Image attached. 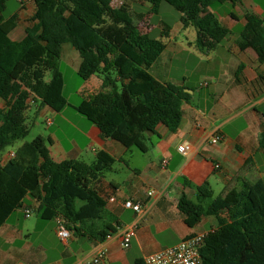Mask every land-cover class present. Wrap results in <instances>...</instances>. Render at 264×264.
I'll return each instance as SVG.
<instances>
[{"label":"trees","instance_id":"trees-1","mask_svg":"<svg viewBox=\"0 0 264 264\" xmlns=\"http://www.w3.org/2000/svg\"><path fill=\"white\" fill-rule=\"evenodd\" d=\"M8 0H0V151L25 139L29 133L27 111L38 102L60 112L69 105L63 94L64 78L59 62L64 44L78 51V75L85 80L102 75V90L73 106L97 126L103 139L126 148L147 151L146 135L163 124L176 132L183 119L182 105L189 102L185 87L163 83L150 72L166 49L161 39L141 31L131 8L114 0H31L32 24L21 39L12 38L18 14L4 18ZM157 13L162 2L181 14V23L196 29V45L205 52L216 48L230 34L210 8L238 0H138ZM239 37L241 50L253 49L264 63V23L246 15ZM163 32V36L170 31ZM50 75V79H46ZM31 100L32 103H29ZM33 104V105H32ZM32 105V106H31ZM48 142L52 140L49 138ZM264 148V131L260 136ZM15 156L0 163V226L26 198L39 203L44 219L62 217L74 237L104 242L118 231L109 220L106 201L93 183L112 168L115 158L99 150L93 162L78 159L55 161L42 136L24 141ZM201 197L212 196L207 184L198 186ZM77 201L82 202L76 207ZM228 221L207 234L200 249L201 264H264V190L247 186L225 193ZM187 216L199 220L207 214L185 195L178 203ZM134 264H145L137 259Z\"/></svg>","mask_w":264,"mask_h":264},{"label":"crops","instance_id":"crops-1","mask_svg":"<svg viewBox=\"0 0 264 264\" xmlns=\"http://www.w3.org/2000/svg\"><path fill=\"white\" fill-rule=\"evenodd\" d=\"M144 6L150 10L149 3L144 2ZM210 10L230 34L210 52L197 47L196 37L189 42L204 64L198 75L199 89L195 83L170 77V53L175 49L188 51L182 44L171 48V31L166 33L169 41L165 42V51L150 68L159 81L181 85L190 94L189 102L182 105L183 119L176 132L158 125L155 133L146 135V152L103 139L94 124H87L86 130H82L84 142H59L53 137L51 143L47 142L50 155L57 162H93L99 150L115 158L112 168L93 186L106 201L109 220L118 221V231L101 243L73 235L68 242H62L56 232V219L29 222L23 208L22 221H11L10 215L0 226V264H93L102 250H106V256L99 264H134L137 259L177 245L190 235L210 233L226 223L228 190L241 191L247 186L264 190V148L260 146L264 131V63L258 61L253 49L241 50L238 46L247 14L256 15L264 23V0L216 3ZM34 12L32 2L21 4L16 12L19 22L13 39L23 37ZM66 45L61 58L66 51L78 72L80 55L70 44L71 48L65 50ZM3 105L0 101V108ZM35 106L36 113L54 117L65 109L56 112L47 106L40 107L39 102ZM50 119L52 127L53 117ZM216 135L222 136V140L212 144ZM182 144L191 148L186 155L178 151ZM8 154L0 155L1 164L9 160ZM163 160L167 161L166 166L162 165ZM215 164L220 167L215 168ZM205 184L212 191L211 197L198 193L197 187ZM150 191L154 194L149 195ZM184 195L200 204L207 214L199 220L185 215L178 207ZM126 200L140 202L142 212L125 208ZM26 201L24 206L31 210L39 205L29 197ZM128 228L135 230V236L129 247L123 248L121 235Z\"/></svg>","mask_w":264,"mask_h":264},{"label":"rangeland","instance_id":"rangeland-1","mask_svg":"<svg viewBox=\"0 0 264 264\" xmlns=\"http://www.w3.org/2000/svg\"><path fill=\"white\" fill-rule=\"evenodd\" d=\"M122 2V0H116L113 5L119 7L123 3L128 4L131 8L135 23L141 31H148L150 37L161 39L163 42L168 43L169 38L163 36V32L167 31L166 27L170 28L172 38V44H170L171 48L175 47L174 44H182V46L189 51L175 49L174 52L170 53V77L181 82L187 81L189 83H195V87L198 88V75L203 71L204 64L201 63L197 57L198 51L189 46V42L193 41L196 37L195 28L193 26L185 28L180 20L181 14L166 2L161 3L157 13H150L149 8L144 6V2L138 0ZM20 6L21 3L18 0H8L7 8L3 13L4 18H8L16 13L20 9ZM69 48H71V46L68 44L65 50ZM59 70L64 78L63 94L69 105L55 117L51 114L49 116L38 114L36 113V106H32L27 111V124L29 126L28 135L25 139L17 141L12 146H8L0 151V155L14 152L24 141H32L38 136H42L46 142H48V139H51V137H53L54 140L57 139L59 142H71V140L77 142L85 141L82 130H86V125L92 123L73 106L78 105L89 95L102 90L101 84L103 76L95 75L88 80L82 79L75 70V67L69 62L66 51H64V56H62L59 62ZM46 79H50V75H47ZM49 117H53L54 125L52 127L48 126L46 123ZM136 150L138 151V149ZM87 163L91 162L87 160ZM107 171L109 170L105 172ZM26 202L28 203V201ZM80 204H82V202L77 201L76 207ZM23 216V208H18L11 214L10 220L16 221V219H18L22 221L24 219ZM26 220L29 222L41 221L42 217L38 210L33 208Z\"/></svg>","mask_w":264,"mask_h":264},{"label":"built area","instance_id":"built-area-1","mask_svg":"<svg viewBox=\"0 0 264 264\" xmlns=\"http://www.w3.org/2000/svg\"><path fill=\"white\" fill-rule=\"evenodd\" d=\"M21 4L30 2L31 0H18ZM29 103H32L29 100ZM47 125L52 124V119L48 118L46 121ZM222 140V136L216 135L212 140V144H217ZM190 146L182 144L178 146V151L183 155H186L190 151ZM15 156V152H10L8 158L11 159ZM167 161L163 160L162 165L166 166ZM219 164H215V168H219ZM154 192L150 191L149 195H153ZM123 206L127 209H131L136 213L142 212V204L140 202H134L133 200H126L123 202ZM26 216L31 214V209L24 208ZM56 232L59 239L62 242H68L71 237V233L67 228L65 221L62 217L56 218ZM208 233H197L190 235L183 239L177 245L172 247H167L163 250L151 253L144 258L145 264H201V254L200 249L202 248L205 238ZM135 236V230L133 228L126 229L121 235V246L123 248H128L132 238ZM106 256V250H102L101 253L93 259V264L101 263Z\"/></svg>","mask_w":264,"mask_h":264}]
</instances>
